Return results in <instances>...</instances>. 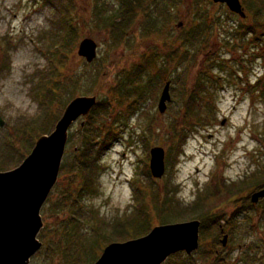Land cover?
Listing matches in <instances>:
<instances>
[{"label":"rangeland","instance_id":"obj_1","mask_svg":"<svg viewBox=\"0 0 264 264\" xmlns=\"http://www.w3.org/2000/svg\"><path fill=\"white\" fill-rule=\"evenodd\" d=\"M95 1L73 0L76 3L74 14L80 27V37L75 51L68 58L62 59L60 53L48 50L55 42L50 33L56 18L53 4H47L46 0H0V73L3 74L0 77V116L5 122L0 127V141L8 137L13 127L24 124L26 117L40 112L31 83H43L48 78H53L57 68L62 74L58 80L64 75L67 77L62 79L65 81L60 85L62 87L66 84V88L60 91L59 97L52 103V112L58 113L56 122L66 105L76 96L96 95L99 101L110 99L113 103H110L109 109L99 108L101 112L94 113L98 117V123L114 124V133L118 137L103 156L104 171L100 193L86 200L106 219H118L132 208L135 202L133 187L136 183L142 185L151 205L158 212L154 198L159 187L168 190L184 207L193 206L200 197H208L211 202L213 195L210 194L222 181L241 185L255 172H259L262 177L264 39L257 44L251 33L243 29L244 25L251 24L252 15L243 19L231 12L225 4L215 3L213 0H196L199 4L195 8L199 11L192 9L187 3H179L163 12L164 4L157 9L153 0H149L148 8L154 13V18L160 16L156 26H160L162 21L163 32L153 33L142 39L141 35L145 31L141 25L151 19L144 18L140 22V18L134 23V28L140 29L139 36L135 38V33L133 37H127L122 44H118V41L114 42L117 32L111 33L107 25L108 18L114 13L113 8L116 11L119 7V1H99L102 5H96ZM159 1L156 0L157 3ZM255 1L258 3L260 0ZM243 6L246 7L244 2ZM205 11L212 13L213 20L200 25L199 36L202 37L204 33L202 27L208 24L211 32L210 37L205 40L208 46L199 48L203 44L202 37L189 47L191 54H196L188 59L183 51L175 52L180 46L169 40H185L192 25L179 32L175 30L174 24L183 15L186 18L191 16L189 22L198 20L199 15ZM246 12L249 14L247 8ZM119 28L120 26L117 31ZM86 36L94 38L99 44L98 57L92 63H87L77 54L78 43ZM162 54H174L175 60L158 56ZM145 57L148 63H145ZM61 59L66 61V65H61L60 71L58 65ZM214 60L223 63L224 69L216 65L214 71L208 72V66ZM51 66L52 74L48 70ZM158 70H164L166 77L172 81V99L165 113L159 110V99L167 79L162 81ZM200 73L219 80H210V92H201L206 97H214L216 113L209 116L208 125L189 132L183 151L176 158L178 147L185 136V101L190 96L188 89L196 85L195 79ZM121 80L124 83L129 81L122 86V90L117 86ZM133 99L136 102L133 103ZM204 101L208 99L205 98ZM204 101L201 100L203 105ZM59 110L62 111L61 114ZM90 115L80 118L70 128L61 166H64V173L62 175L61 168L54 187V201L68 182L71 164L76 161V151L83 147L81 122L89 121ZM156 146H161L166 151V172L160 179L142 173L143 166L150 163L151 148ZM4 153V149L0 148V160ZM135 179L137 182H134ZM263 188L264 182L252 190L243 188L212 209V217L207 218V234L204 239L201 238L200 230V247L190 254L194 256L191 258L192 263L214 264L219 260L218 264H264V197L257 203L251 201L252 193ZM244 208L248 209L244 211ZM42 210L44 224L46 221L53 223L56 219L66 218L63 211L51 209H47L45 218ZM169 211L167 209L163 214ZM182 221L185 220L168 223ZM222 228L225 229L224 232ZM50 233L54 235L53 230ZM213 234L217 237L214 238ZM224 234H228L225 246L221 242ZM181 253L182 256L169 257L164 264H180L187 255L185 252ZM32 259L30 264H33ZM54 259L38 255L35 264H58L59 258L56 256Z\"/></svg>","mask_w":264,"mask_h":264},{"label":"trees","instance_id":"obj_2","mask_svg":"<svg viewBox=\"0 0 264 264\" xmlns=\"http://www.w3.org/2000/svg\"><path fill=\"white\" fill-rule=\"evenodd\" d=\"M99 1L103 0H96V5L100 4ZM118 1L119 7L116 11L113 8L114 13L108 18L107 25V29H110L111 33L117 32L114 42L118 41V44H122L127 38L126 34L121 35L120 29L117 31L119 17H122L123 20L124 18L132 20L129 24L128 22L124 23L126 27L127 24L129 27L140 18V21L144 18L151 19L152 22L149 21L144 29L146 35L142 33L143 36H149L155 32L162 33L163 25L156 26L160 16L154 18L152 15L154 13L150 12L147 14L148 12H146L149 6L147 1L149 0ZM160 1H162V3H160ZM160 1L157 3L156 0H153L156 4V8L158 7L157 9L161 8V5L164 4V7L162 8V11L164 12V9L173 8L179 3L182 4L183 0ZM199 1L205 2V0ZM243 2L250 14H247L246 18H250L252 15L251 24L249 26L244 25L243 29H245L246 32H250L255 43L258 44L259 41L264 39V0H260L258 3L255 0H243ZM46 3L53 4L56 8V18L53 23V28L50 30V33L53 36L52 39H54L55 42L49 46L52 47L48 50L55 51L58 54L60 53L62 59H66L75 51L76 44L80 37V27L76 23L74 14L76 3H74L73 0H46ZM103 3H105V0ZM186 3L187 5H190L189 7L192 9H197L195 6L199 4L196 0H193L191 3L190 0H187V2L185 0V4ZM69 5L71 8H69ZM148 10L150 11L149 8ZM122 13L125 15H122ZM190 17L188 16L185 27L182 29L184 31L192 25V29L188 30V34L189 32L190 34L186 35L185 40H181V42L169 40L178 43L180 47H178L175 52L183 51L185 57L188 59L193 57V54H196L195 52L191 54L189 47L195 45L196 42L202 39V37L203 44L199 45V48L203 49L208 46V43L205 40L211 35V32H209L210 26L206 24V27H202L204 33L201 37L199 36L201 29L200 25L202 23H209L213 20V15L209 11L201 13L199 19L195 21L189 22L188 19ZM54 27L56 29H54ZM127 28L124 30L127 31ZM180 43L183 44L181 45ZM185 46L186 48L184 49L183 47ZM158 56L163 57L166 60L168 57L175 60L174 54H162ZM62 59L58 65L60 71L61 65H66V61H63ZM155 61L156 60L152 63L154 64ZM145 63H148L146 57ZM216 65L221 69H224L223 63L214 60L208 66V72L214 71ZM52 69V66L48 69L51 74ZM158 71L162 81L168 79L164 70ZM53 74V78H48L43 83H35V81H32L31 85L33 86H31V89H33V95L40 105V112L37 115L26 117L24 124H21L20 127H13L8 133V137H5L4 140L0 141V148H3L5 152L0 160V171L12 169L21 164L32 150L37 138L42 134L50 133L54 129L58 117L56 115L58 113L55 114L54 111L52 112V103L57 99L56 97H59L58 94H60V91L66 88L64 87L66 84L62 86L64 88L60 87V85L65 81L62 79L67 76L64 75L62 79L58 80L62 74H60L57 68ZM200 74L201 75L195 79L196 85L193 87L190 86L188 89L190 96H188L185 101L187 115L186 129L184 130L185 136L182 139L181 145L178 147L176 158L182 153L189 132L195 131L200 126L203 127L208 125L210 119L209 116H213L214 113H216L214 97H206L201 93L204 91L210 92L208 83L210 80L212 81L214 79L210 76L206 77L202 73ZM0 77H3V74L0 73ZM75 77L76 75L73 76L72 79ZM214 81L218 82L219 80L217 79ZM260 82L261 81L258 82V85H260ZM39 90H42L43 92L41 93ZM205 98H207L208 101H204ZM202 99L204 105L201 102ZM110 103H112L110 99L99 101L93 109L89 117L90 120L86 121L85 126L82 127L83 147L76 151V161L71 164V169L69 171L70 175L66 186L62 188L56 201H54V188L50 193L45 206H43L42 213H44L45 218H47V209H51L63 211V213L66 214L67 219H56L53 223L45 222L44 227L39 233V239L43 242V247L34 256V259H32L33 264H35V259L38 255H45L53 259L57 256L59 258L58 264H93L101 254L105 245L115 241L121 242L143 236L158 223H168L175 220H202L203 226L201 228V238L204 239L207 234V218L212 217V209L217 207L220 202L232 198L243 188H249L252 190L255 187L261 186L264 182V175L261 177L259 172H255L249 179H245L241 185L236 183L227 184L222 181L219 184V187H216L217 189H214L212 194H210L211 196L213 195V200L211 202H209L208 197L201 198L199 196L200 198L197 199L198 201H196L193 206L188 205L184 207H181L180 201H177L175 196L170 195L168 190L159 187V191H157L158 193H156V197L154 198L156 206H158V212L154 205H151L148 195L141 188L142 185L136 183L133 187L135 202H133L132 208L126 211L122 216L118 217V219H106L100 214L99 210L94 205L86 203V200L95 197L100 193L101 177L104 171V164L102 162L103 156L105 151L112 145V142L118 137V134L116 135L114 133V124L106 125V122L98 123V117L94 116L95 112H97V114L101 112L99 108L104 107L106 110L109 109ZM58 112L61 114L62 111L59 110ZM103 131H106V133ZM95 136H97V139H95ZM17 142H19V144H17ZM63 171L64 166L62 168V175L64 173ZM142 173L143 175L151 176L149 164H145V167L143 166ZM137 180L135 179L134 182H137ZM167 209H170L173 213L169 211V213L163 214ZM189 209L192 210L188 211ZM210 223L212 225V222ZM51 225L54 226L52 227ZM51 230L54 231L53 236L50 233ZM213 237H217L216 234H213ZM214 240L217 241V239ZM216 253L217 252H215V254ZM182 254L183 253H178L176 255L182 256ZM191 258H194V256L186 255V257L180 261V264H197L192 263ZM54 260L56 261V259ZM218 262L219 260L214 264H218Z\"/></svg>","mask_w":264,"mask_h":264},{"label":"water","instance_id":"obj_3","mask_svg":"<svg viewBox=\"0 0 264 264\" xmlns=\"http://www.w3.org/2000/svg\"><path fill=\"white\" fill-rule=\"evenodd\" d=\"M246 17L241 0H213ZM78 55L92 62L98 55V44L91 37L78 46ZM170 82L163 89L159 109L163 113L171 99ZM97 96H77L66 106L49 134L40 136L23 162L10 170L0 171V264H30L42 248L38 238L44 227L41 210L55 187L69 139V129L80 117L90 114ZM225 121V120H224ZM5 122L0 116V126ZM84 125V122L82 123ZM150 170L154 178L166 172V151L161 146L151 149ZM264 189L252 194L257 203ZM199 219L159 224L144 236L123 242H111L93 264H163L179 252L192 254L200 246ZM228 236H224L226 245Z\"/></svg>","mask_w":264,"mask_h":264},{"label":"flooded vegetation","instance_id":"obj_4","mask_svg":"<svg viewBox=\"0 0 264 264\" xmlns=\"http://www.w3.org/2000/svg\"><path fill=\"white\" fill-rule=\"evenodd\" d=\"M182 4H185V0H183L182 1ZM118 9V8H117ZM147 12V11H146ZM150 12H152V11H148V13L147 14H149ZM236 14V13H235ZM122 15H125L124 13H122ZM153 16H155L154 14H152ZM238 15V14H237ZM184 16V15H183ZM180 16V18H179V21L176 23V24H174V28H175V30H177V31H179L180 32V30H182L184 27H185V24H186V19L188 18V16H187V18H186V16ZM132 20H130L129 18H124V20H123V18L122 17H119V26H120V30H121V35H124V34H126L127 35V37H133L134 36V34L135 33H137L136 35H135V38H137L138 36H139V31H140V29H135L134 28V23L132 24V25H130L129 27H128V24H129V22H131ZM125 22H128V24H127V27L124 25V23ZM140 22H142V21H140ZM148 23H145V24H143V25H141L142 26V28L143 29H145L146 28V25H147ZM161 25H163L162 23H161ZM125 28H127V31H125L126 29ZM125 29V30H124ZM125 31V32H124ZM162 32H163V30H162ZM155 33H158V32H155ZM144 34V33H143ZM143 34L141 35V38H143L144 36H143ZM153 34V33H152ZM159 34V33H158ZM151 35V34H150ZM122 37V36H121ZM126 76H128V75H126ZM126 76H124V77H126ZM168 80V79H167ZM166 81V80H165ZM129 82V81H128ZM128 82H123V80H121L120 82H119V84H118V88L119 89H123L122 88V86H124V85H126ZM122 84V85H121ZM140 91V90H139ZM171 95H172V90H171ZM123 96H124V94H123ZM136 96V95H135ZM133 103L134 102H136V100H134L133 99V101H132ZM137 108V107H136ZM135 108V109H136ZM134 110V109H133ZM132 110V111H133ZM248 208H244V211L245 210H247ZM222 230V232H224L225 231V229H221ZM225 235H227L228 236V234H224L223 235V237L225 236ZM216 238V237H215Z\"/></svg>","mask_w":264,"mask_h":264}]
</instances>
